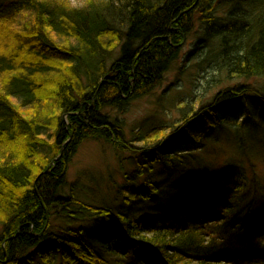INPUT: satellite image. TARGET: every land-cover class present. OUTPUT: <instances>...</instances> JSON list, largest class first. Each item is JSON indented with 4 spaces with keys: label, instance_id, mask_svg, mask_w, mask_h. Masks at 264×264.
<instances>
[{
    "label": "trees",
    "instance_id": "16d2710c",
    "mask_svg": "<svg viewBox=\"0 0 264 264\" xmlns=\"http://www.w3.org/2000/svg\"><path fill=\"white\" fill-rule=\"evenodd\" d=\"M197 25L203 62L244 81L128 138L112 112L160 86ZM263 79L264 0H0V264H264V186L198 158L230 136L255 169ZM89 139L134 158L114 204L68 180Z\"/></svg>",
    "mask_w": 264,
    "mask_h": 264
},
{
    "label": "rangeland",
    "instance_id": "374dc122",
    "mask_svg": "<svg viewBox=\"0 0 264 264\" xmlns=\"http://www.w3.org/2000/svg\"><path fill=\"white\" fill-rule=\"evenodd\" d=\"M69 1L73 6H81L86 0ZM200 35V26L197 25L187 37L181 57L165 73L160 86L134 100L125 111L112 112L113 117L117 116L123 122L128 138L135 137L137 132L146 133V130L180 120L185 112L196 111L203 103L211 101L221 89L244 81L230 79L215 62H203L207 51L205 44L200 43L198 48L195 47ZM263 80L256 84L262 86ZM15 103L19 104L17 101ZM259 110L256 113L258 121L264 106ZM205 144V152L202 151L198 157L202 158L199 167L202 176L212 173L216 175L228 165H237L244 172L247 182L254 179L253 187L260 190L263 188L264 149L259 148V155L253 157L255 169H252L240 143L234 138L225 136L219 141L208 139ZM134 166L133 156L118 152L108 142L89 139L78 149L68 180H80L86 199L114 204L117 202L116 185L123 182L124 173ZM187 167L193 169V166ZM164 180L169 181V176ZM170 182H179V172L172 175Z\"/></svg>",
    "mask_w": 264,
    "mask_h": 264
}]
</instances>
